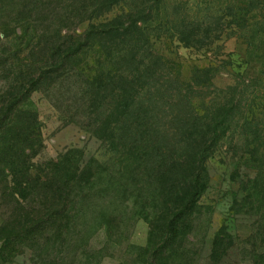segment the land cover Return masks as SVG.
<instances>
[{"label":"rangeland","instance_id":"rangeland-1","mask_svg":"<svg viewBox=\"0 0 264 264\" xmlns=\"http://www.w3.org/2000/svg\"><path fill=\"white\" fill-rule=\"evenodd\" d=\"M98 7V0H0V96L29 84L20 71H47L20 105L37 114L41 130L33 172L94 174L74 186L61 223L40 233L30 220L43 200L33 187L16 193L0 157V264H142L153 185L135 162L138 174L130 173V149L110 138L132 87L120 75L140 63L157 71L136 75L146 84L169 92L179 83L201 115L223 114L227 103L233 117L205 163L192 231L170 250L169 264H250L264 248V0H122L106 16L139 9L140 33L126 44L93 40L63 69L52 65L47 45L101 21ZM128 49L137 58L117 61Z\"/></svg>","mask_w":264,"mask_h":264},{"label":"trees","instance_id":"trees-1","mask_svg":"<svg viewBox=\"0 0 264 264\" xmlns=\"http://www.w3.org/2000/svg\"><path fill=\"white\" fill-rule=\"evenodd\" d=\"M121 1L98 0L97 11L101 21L90 24L88 29L78 34L65 33L48 44L46 51L50 52L52 65H60L59 69H63L69 58L85 50L93 40L123 38L126 44L127 38L140 33L142 23L135 18L139 9L121 12L112 18L106 16V11ZM130 52L128 49L119 53L117 61L135 60L136 53ZM149 64L140 63L142 68L137 72L120 75L122 83L132 87L125 92L124 101L121 99L123 102L116 113L114 126L110 128V138L119 148L130 149L129 163L133 167L130 173H137L135 162L139 165L140 175L153 185L150 194L152 210L146 217L150 225L149 238L142 264H169L170 250L192 231V213L207 183L205 163L213 155L214 145L230 130L233 117L227 103L219 107L223 114L201 115L199 105L194 98L186 96L179 79L175 81L177 87L167 92L162 84H146L136 78L137 74L148 77L149 72L157 75ZM36 70L20 71L29 84L23 80L16 91L11 88L0 96V137L7 139L0 144V157L4 159L5 169L14 173L16 193L23 196L29 187H33L32 190L43 200L37 217L30 220L42 233L44 225L61 223L69 211L74 186L83 176L89 181L94 174L83 169L72 176L56 170L54 166L49 172H33L31 154L41 146V130L37 127V114L20 105L47 77V71L41 68L38 73ZM107 79L101 67V97L108 87ZM102 109L105 108L101 106ZM261 200L264 206V193ZM250 264H264V248Z\"/></svg>","mask_w":264,"mask_h":264}]
</instances>
